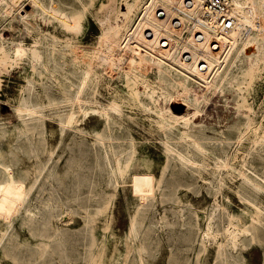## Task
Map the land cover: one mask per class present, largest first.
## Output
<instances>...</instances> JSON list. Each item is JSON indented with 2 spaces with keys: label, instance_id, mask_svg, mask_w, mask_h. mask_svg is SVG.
<instances>
[{
  "label": "rangeland",
  "instance_id": "1",
  "mask_svg": "<svg viewBox=\"0 0 264 264\" xmlns=\"http://www.w3.org/2000/svg\"><path fill=\"white\" fill-rule=\"evenodd\" d=\"M42 2L58 6L61 16L37 8L30 28L0 13V163L10 166L13 180L24 172L30 184L41 174L29 191L31 219L24 207L7 222L24 186L0 203V264H55L47 254L30 256L27 249L41 243L51 250L62 244L65 264H78L89 228L101 249L94 264H133L139 253L147 264H264L263 40L227 49L221 59L234 61L232 71L215 88L217 68L198 77L180 64L176 48L174 56L153 54L136 37L147 6L155 14L160 1L140 0L127 16L121 12L133 0ZM75 16L82 30L72 36L64 21L70 26ZM134 44L141 48L134 52ZM132 52L150 64L129 65L128 77L110 57L120 61ZM158 56L173 66L160 68ZM101 141L112 160L123 156L127 165L120 185L105 192L88 187L84 173L73 175L96 155L92 147L102 154ZM133 173L151 174L154 192L136 193ZM87 206L96 215L88 225Z\"/></svg>",
  "mask_w": 264,
  "mask_h": 264
},
{
  "label": "bare ground",
  "instance_id": "2",
  "mask_svg": "<svg viewBox=\"0 0 264 264\" xmlns=\"http://www.w3.org/2000/svg\"><path fill=\"white\" fill-rule=\"evenodd\" d=\"M155 0H153L154 2ZM158 2H162L163 3V8L166 10V12L168 14H172V15H178V10H182L183 12H185L187 14V16H196L198 15V21H194V28L197 26L201 25V30L203 32V39L201 42L199 43H195L193 41V35L195 34L194 30H191V35L185 38L184 43V51L186 52V50L191 52V55L193 57V59H191V61L187 62L184 61L183 58V53L181 58H179V62L180 64H182L187 70H191L194 73L197 74L198 77L201 78H207V76L214 70L213 67L217 68V76L214 80V82H211L212 85L215 88H219V87H223L225 80L229 77V75L231 74L232 71V67L234 64V61H230L229 63L222 61V56L226 53H224L225 51H227V53H229L233 46H236V44L242 40L243 42V47H246L247 45H249V43H254V45H256L255 43H258L259 41L263 40L264 42V0H232V4H233V10L234 12L237 14L238 18H239V22L238 25L235 29H233L232 31H229L227 33H223V32H219L215 27H214V20L212 18H204L202 15V12L200 10V0H195L194 3H190V5H188V3L184 2L185 0H181V2L179 4H175L173 3V0H157ZM128 2V1H127ZM140 0H133L132 3H127L129 4L125 11L121 12L123 13L122 15H129L139 4ZM56 3V1H55ZM25 4H28L29 6H31V8H26ZM53 4V3H52ZM50 4L48 7L47 5H45L42 0H0V13L3 14L4 16H10L8 18H11L12 16H14V20L12 19V21H14L13 23H21L25 26H30V24H32V16L35 15V12L38 10H41L43 12H50L52 13V15L54 17H58L60 14V11L57 9V7L55 5ZM57 5V4H56ZM198 6H199V10H198ZM141 7V6H140ZM150 5L147 6V10L145 13V20L141 21L139 23L138 26V31L139 33L141 32V34H139L140 36H136V37H142L145 39L143 40L144 43H147V45L149 47H152L151 49H153V54L154 53H162L165 54L166 56L172 55L174 56V53L171 52L172 48H166L169 45V42H175L178 43V38L177 36H180L181 33L175 31L171 24H169L168 22V18L166 19H158L155 14L152 13V10H150ZM154 10V9H153ZM63 13V12H62ZM43 14V13H42ZM65 16V14H64ZM63 16V17H64ZM76 17V16H75ZM124 17V16H123ZM7 18V17H6ZM35 18V17H34ZM60 19V18H59ZM76 20V27L73 29L69 26V23H67V20L64 21V28L65 30L70 33V35L74 36L80 33V31L82 30V20L78 17L75 18ZM126 19V18H125ZM64 20V18H63ZM62 20V21H63ZM190 20V18H189ZM36 23V22H35ZM117 23V22H116ZM125 23V22H124ZM121 24V23H120ZM117 25V24H116ZM17 26V25H15ZM36 26V25H35ZM124 26V25H123ZM141 29L143 27H145L144 29ZM21 27H23L21 25ZM34 27V24H33ZM25 28V27H24ZM29 28V27H27ZM26 28V29H27ZM31 28V26H30ZM129 28V27H128ZM118 29V28H117ZM123 29V28H122ZM137 30V29H136ZM134 30L133 32H131L132 34H137L138 31ZM197 30V28L195 29ZM116 31V30H115ZM128 31V30H127ZM112 32V31H111ZM31 33V32H30ZM29 33V34H30ZM135 37V38H136ZM141 37V38H142ZM138 38V39H139ZM128 39V38H127ZM130 39V38H129ZM162 39H167L169 42L167 43H162ZM1 40V39H0ZM32 40V39H31ZM66 40V39H65ZM137 40V39H136ZM141 40V39H140ZM139 40V42H141ZM100 41V40H99ZM133 41V40H132ZM146 41V42H145ZM218 42L219 46H221L220 49L216 50L217 47L213 48L210 44L211 42ZM126 43V42H125ZM130 43V42H129ZM128 43V45H129ZM143 43V45H144ZM262 43V42H261ZM8 44V43H7ZM259 44V43H258ZM118 45V44H117ZM127 45V47H128ZM238 45V44H237ZM14 46V45H13ZM114 46V45H113ZM130 46V45H129ZM140 45L138 44H134L131 46V48H133V50L135 48H141L139 47ZM145 46V45H144ZM147 46V47H148ZM259 46V45H257ZM11 47V46H10ZM121 47V45H120ZM126 47V45H125ZM248 47V46H247ZM4 43H0V56H1V52L2 50L4 51ZM17 51L20 54V51H22V47L21 44L16 47ZM15 48V49H16ZM162 48V49H161ZM178 48V46H177ZM175 49L178 52H182L178 49ZM255 48V47H254ZM144 49V48H143ZM141 49V50H143ZM107 50V49H106ZM138 50V49H137ZM241 50V48H240ZM136 50H134L135 52ZM139 51V50H138ZM138 51L136 53H138ZM238 51V50H237ZM245 51V50H244ZM239 52V51H238ZM7 53V52H6ZM140 53V51H139ZM147 53V52H146ZM16 54V53H15ZM237 53H235L236 55ZM108 55V53H107ZM112 55V54H111ZM110 56V54L108 55V57ZM164 56V55H163ZM227 56V55H226ZM171 57V56H170ZM110 61L111 64H115L116 66V62H118L119 65H121L120 67L122 68V70H125V75H127L129 77L130 73L127 72L128 66L129 65H134L136 67H147L149 66V62L150 59L149 57H146L144 54L140 57V55L138 56L135 53H130L127 58L124 57H120L118 61L116 58H114L113 56L110 57ZM159 62H160V68H165L166 70L170 69V65L169 63H167L162 57H159ZM123 60V61H121ZM236 60V59H233ZM32 61V60H31ZM182 61V62H181ZM196 61L199 62H203L204 65L203 67L200 69H196ZM108 63V62H107ZM152 64V63H151ZM118 65V67H119ZM109 66H111L109 64ZM84 67V66H83ZM158 67V66H157ZM135 68V67H134ZM158 68V69H160ZM173 68V67H172ZM220 68V69H219ZM33 69V68H32ZM121 70V71H122ZM143 70V69H142ZM175 73L177 75H183L186 77H190V75L184 71L183 69L180 68H175ZM136 71V70H135ZM146 71V69H145ZM172 71V70H171ZM219 71V72H218ZM139 72V71H138ZM174 73V71H173ZM141 75V74H140ZM87 76V72L82 75L81 79H80V84L78 87V90L76 92V97L77 99L81 96L80 92L85 88L86 85V77ZM96 77V76H95ZM90 78V77H89ZM136 78V77H135ZM185 79V78H184ZM194 80V79H192ZM96 81V80H95ZM213 81V80H212ZM137 82V81H136ZM226 84V83H225ZM60 85V84H59ZM76 85V84H75ZM88 85V82H87ZM211 85L209 84V87ZM85 87V88H84ZM214 88V89H215ZM238 88V87H237ZM148 89V88H147ZM83 90V91H84ZM74 95V94H73ZM80 95V96H79ZM64 96V95H63ZM86 98V97H85ZM70 99V97H69ZM84 99V98H83ZM76 101V99H74ZM81 101V99H78ZM79 101V102H80ZM86 101V99H85ZM196 102V101H195ZM86 103V102H84ZM194 103V102H193ZM76 104V103H75ZM114 104V103H112ZM195 104V103H194ZM96 105V104H95ZM193 105V104H191ZM113 106V105H112ZM83 107V106H82ZM113 107H116L113 106ZM195 108V106H193ZM198 107V105H197ZM84 108V107H83ZM112 108V107H111ZM119 108V107H118ZM117 108V109H118ZM82 109V108H81ZM29 110H32L31 112L35 114V112L37 110L30 108ZM169 110V109H168ZM199 110V109H198ZM196 110V111H198ZM241 110V109H240ZM162 111V110H161ZM170 111V110H169ZM195 111V109H194ZM28 112V111H27ZM30 112V111H29ZM38 112V111H37ZM94 112V111H93ZM250 112V111H249ZM23 113V112H22ZM80 113V112H79ZM96 113V112H95ZM173 113V112H172ZM188 113V112H187ZM73 114V113H72ZM71 114V116H72ZM174 114V113H173ZM179 115V114H178ZM195 115V114H194ZM70 116V117H71ZM172 116V115H171ZM183 116V115H182ZM188 116V115H187ZM190 116V115H189ZM74 117V116H72ZM71 117V118H72ZM184 117V116H183ZM182 117V118H183ZM176 118V116H175ZM178 118V117H177ZM189 118V117H187ZM187 118H185L187 120ZM192 118V117H191ZM172 119V117H171ZM180 117H179V121H180ZM184 119V120H185ZM170 120V118H169ZM173 120V119H172ZM177 120V119H176ZM182 120V119H181ZM185 120V121H186ZM190 120V119H189ZM188 120V121H189ZM178 121V122H179ZM71 124V122H69ZM61 125V124H60ZM109 126V125H108ZM189 126V125H188ZM261 129V128H260ZM78 130V129H77ZM159 130V129H158ZM250 137V136H249ZM190 139V138H189ZM104 141H101L102 143V148H100V150L102 151V154H98L96 149L92 147V151L94 154L93 158H90V161H87V163L83 166V170L82 167H75L73 168V175L74 177H79L80 173H84V175L87 177V181H88V187L94 188L96 191H100V192H105L110 188H115L118 187L119 181H118V177L122 176L125 174V172L127 171V165L125 166V164L123 163L124 158L123 156H119L116 155L114 156L115 158H113V160L109 157L106 149H105V145L103 144ZM257 145V144H256ZM87 147V146H86ZM113 152V151H112ZM124 152V151H123ZM81 153V152H80ZM122 153V151H121ZM124 154V153H123ZM121 154V155H123ZM50 155V153H49ZM52 158L51 157L48 159L50 160ZM82 158V157H81ZM248 160V159H247ZM115 161V162H114ZM243 161V160H242ZM75 164V163H74ZM1 163H0V203L3 202L6 199H9V197L11 195L14 196V190L17 189L16 187L18 186H24V190L21 192L19 198L17 200H15V204L13 206L14 208V215L13 217L8 220V224L11 225V222L14 220V217L20 212V210L22 208H26V215L24 219H31V215H32V210L30 208H28V201H29V191L38 183L39 181V172L36 173V176H34L35 178L30 182V184L27 183V181L24 179L25 173L21 172L20 178L19 180H13L11 177V172H10V166H5L2 165L1 167ZM44 167L41 169V172L43 171ZM189 171V170H188ZM218 171V170H217ZM24 175V176H23ZM41 175V174H40ZM225 176V175H224ZM132 177V184L134 187V190L136 193L138 194H143L145 192H154V182H153V176L151 174H147V173H133L131 175ZM85 178V177H84ZM31 180V179H30ZM123 181V180H122ZM65 182V181H64ZM249 182L251 183V185H254V182H252V180H249ZM70 184V183H69ZM79 184V183H78ZM40 184H38L39 187ZM82 186V185H81ZM86 186V185H84ZM258 187V186H255ZM34 189V188H33ZM32 189V190H33ZM87 189V188H86ZM90 191V190H89ZM147 193H145L146 195ZM150 194V193H149ZM136 195V194H135ZM97 197V196H96ZM66 198V197H64ZM96 199V198H95ZM139 199V198H138ZM98 200V199H97ZM136 200V199H135ZM217 200V199H216ZM31 201V200H30ZM140 201V200H139ZM64 202V201H63ZM6 203V202H5ZM68 203V202H66ZM127 203V202H126ZM126 205V204H125ZM56 207V205H54ZM60 206V205H59ZM62 207V206H61ZM82 208V207H81ZM57 209V207H56ZM63 209V208H62ZM66 209V208H65ZM60 210V209H59ZM57 211V210H56ZM86 220H85V224L88 225L91 222H95L96 220V215L95 213L89 209V207L87 206L86 209ZM258 211V210H257ZM259 211L261 212L262 209L259 208ZM31 212V214L29 213ZM39 212V211H38ZM67 212V211H66ZM66 212L64 214H66ZM37 213V212H36ZM50 212H48L49 214ZM56 213V212H55ZM85 213V212H84ZM83 213V214H84ZM7 214V213H6ZM38 214V213H37ZM47 214V213H46ZM72 214V213H71ZM100 214V213H99ZM10 216V215H9ZM8 216V217H9ZM49 216V215H48ZM64 216V215H63ZM5 217V216H4ZM60 217V216H59ZM58 217V218H59ZM8 219V218H7ZM47 219V218H46ZM45 219V220H46ZM67 219V218H66ZM209 219V218H208ZM259 219V218H258ZM61 220V219H60ZM71 220V219H70ZM133 220V218H132ZM136 220V218L134 219ZM207 221V220H206ZM60 222V221H59ZM133 222V221H132ZM251 222V221H250ZM65 224V223H64ZM67 224H69V222H67ZM44 225V224H43ZM132 225V224H131ZM134 225V223H133ZM49 226V225H48ZM235 226V225H234ZM12 227V226H11ZM59 226L57 225L55 227V229H57ZM137 227V226H136ZM135 227V228H136ZM230 227V226H228ZM134 228V227H133ZM137 232V229H135ZM102 229V228H101ZM131 230H133L131 228ZM133 230V231H134ZM54 231V230H53ZM90 231V240L87 244H85L86 249L84 250V253L82 255V261L78 262V264H94L93 263V258H95V254L101 252L100 247H98L97 244V237L93 234V231H91V229L89 228ZM103 231V230H102ZM230 231V230H229ZM100 233V232H99ZM132 233V231H131ZM134 233V232H133ZM132 233V234H133ZM233 233V232H232ZM241 233V232H240ZM249 233V232H248ZM136 234V233H135ZM137 234H139L137 232ZM242 234V233H241ZM58 236V235H57ZM62 236V235H61ZM233 236V235H232ZM231 236V237H232ZM62 238V237H61ZM4 239V238H1ZM59 239V238H58ZM135 239V238H134ZM43 241V240H42ZM46 241V240H45ZM58 241V240H57ZM238 241V240H237ZM40 242V241H39ZM108 243V242H106ZM140 244V243H139ZM144 247V246H143ZM64 248L62 244H58V246H55L52 250L48 248L47 245H45L44 243H41L39 246L34 247V248H30L29 250L27 249V251L30 253V256H35V255H39V256H44V255H48L49 260L54 262L55 264H57V259L64 261V264L66 263V253L64 252ZM145 251V250H144ZM131 254V253H130ZM144 254V253H143ZM74 255H76L74 253ZM6 258V257H5ZM126 258V257H125ZM72 260V258H71ZM95 260V259H94ZM102 260V258H101ZM79 261V260H77ZM76 261V262H77ZM100 261V260H99ZM75 262V263H76ZM95 262V261H94ZM100 263V262H99ZM71 264V263H69ZM96 264V263H95ZM133 264H147L142 256L141 253L138 254V258H136V260H133Z\"/></svg>",
  "mask_w": 264,
  "mask_h": 264
},
{
  "label": "built area",
  "instance_id": "3",
  "mask_svg": "<svg viewBox=\"0 0 264 264\" xmlns=\"http://www.w3.org/2000/svg\"><path fill=\"white\" fill-rule=\"evenodd\" d=\"M199 1V0H198ZM188 5L190 3H194L195 0H185ZM232 0H200V10L202 12V15L204 18H212L214 20V27L219 31L223 33H227L229 31H232L235 29L238 25L239 18L237 14L233 10V4ZM163 5H158L155 10V16L158 19H166L168 18L169 24H171L172 28L180 32L181 35L179 36L178 43L175 44V42H169L167 39H162V43L169 42V45L166 48H177L178 50L182 51L181 56L183 53V60L184 61H191L193 59L191 52L186 50L184 51V41L185 38L191 34V30L195 31V34L193 35V41L195 43H199L203 39V32L199 29H201V25L197 27L194 26V21H198L199 16H187L185 12L182 10H178V15H172L168 14L166 10L162 7ZM191 6V5H190ZM198 6V10H199ZM190 18V20H189ZM199 23V21H198ZM76 23L71 24V28H75ZM197 28V30H195ZM213 48L217 47L216 50L220 49L221 46H219L218 42H211L210 44ZM204 63L196 61V69H201L203 67Z\"/></svg>",
  "mask_w": 264,
  "mask_h": 264
}]
</instances>
